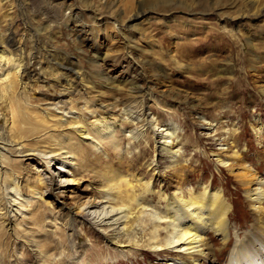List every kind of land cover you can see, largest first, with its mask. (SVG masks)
Instances as JSON below:
<instances>
[{
	"label": "rangeland",
	"instance_id": "obj_1",
	"mask_svg": "<svg viewBox=\"0 0 264 264\" xmlns=\"http://www.w3.org/2000/svg\"><path fill=\"white\" fill-rule=\"evenodd\" d=\"M43 10L46 15L39 14ZM11 16L19 41L9 48L13 54L32 53L40 43L36 71L17 87L19 104L25 102L29 111L57 108L58 116L74 107L89 121L108 117L121 151L104 144L100 155L93 145L74 140L86 156L73 174L64 173L74 182L65 189L48 183L42 203L32 207L36 215L24 221L4 215L0 190V264L178 262L172 249L158 257L134 244L120 248L128 244L126 237L112 245L111 230L99 233L83 214L67 218L82 202L98 201L106 174L116 170L137 178L140 194L157 210L165 204L161 197L176 190L220 193L229 207V241L209 231L206 257L196 263L226 264L236 239L256 231V210L246 196L251 184L245 182L261 180L264 187V0L1 1L0 27ZM35 27L38 33L31 36ZM51 55L72 63L67 64L71 71L52 67ZM3 106L0 100V132L8 130ZM126 113L129 127L122 125ZM165 128H172L180 143L179 166L172 170L164 168L167 156L154 135ZM19 138L15 131L6 139L18 144ZM217 158L227 164L219 165ZM9 161L0 163L18 174L24 195L36 171L59 184L52 173L57 165L47 170L25 153ZM51 222L56 232L50 233ZM259 224L264 232V217ZM142 232L129 237L145 242L149 230Z\"/></svg>",
	"mask_w": 264,
	"mask_h": 264
},
{
	"label": "bare ground",
	"instance_id": "obj_2",
	"mask_svg": "<svg viewBox=\"0 0 264 264\" xmlns=\"http://www.w3.org/2000/svg\"><path fill=\"white\" fill-rule=\"evenodd\" d=\"M1 1L4 0H0V3ZM10 1L13 3L15 0H6V2ZM9 5L11 4L9 3ZM12 9L10 8V10ZM39 14L46 15V12L43 10ZM4 17H8V15ZM6 20V24L4 23L0 27V100L4 103L3 108L6 114L3 119L8 130L6 128L5 131L0 132V161L9 163V158L12 156L28 154L39 163L44 164L47 170L49 166L57 165L52 173L59 181V184H55V180L51 178L48 182L39 174V171H36L35 178L27 181L24 189L28 195H24L18 181L16 182L18 174L8 167H3L0 163L1 198L5 200L4 215L8 217L11 214L14 217L20 216L21 220L24 221L28 216L36 215V211H32V207L42 203L43 190L47 189L48 183L49 187L53 185L57 186L58 189H63L64 186L74 182L65 174H73L71 169L77 166L82 158L86 157L85 150H82L80 145L74 146V140H84L89 145H93L98 154L104 153V144L116 148L118 151H121V146L112 129L115 125L111 126L114 122H108V117L98 120L93 118L89 121V119L84 120L79 112H75L76 110L73 112L74 107L69 108L67 112L62 111L61 116H58L57 108L46 109L47 111L44 112L40 110L29 111L30 108L25 102L23 105L19 104L17 87H19L22 78L27 79L29 73L36 71L35 65L39 64L40 58L37 56L39 55L38 45L40 43L37 40L38 45L34 46L35 49L32 53L26 54L20 51V54H13L9 48L15 47V44L19 42L16 39L17 34L14 29L15 26L17 27V21H13L12 16ZM18 22L22 26H27L21 18L18 19ZM38 30L39 27L31 29V36H34L33 32ZM43 30L46 32L47 28L44 27ZM17 49L14 48V50ZM51 57H54L52 67L56 66L62 70L71 71L67 64L72 63L65 64L62 58L60 60L55 59V55H51ZM137 89L135 87L132 91L136 93ZM85 110L89 111L88 113L92 117H95L91 109L86 107ZM68 114L76 115L67 117ZM127 115L126 113L122 125L126 124L125 126L129 127L132 122L127 123L129 118ZM1 117L0 114V119ZM63 117H65L64 120ZM147 123L149 124V121ZM60 127L68 132H56L55 129ZM15 131H18L20 135V143L18 144L6 139L8 136H12ZM256 131L258 132L259 129ZM155 133L159 137L160 151L167 156V166L164 168L172 170L174 166H179L180 143L176 140L175 132L172 128H165L159 129V131L155 129L154 135ZM126 136L128 141H133L134 137L131 131H128ZM25 145L26 148H24ZM217 163L225 166L227 161L223 158H217ZM105 178L106 183L98 196V201L82 202L76 206L77 211L75 213L67 211L65 215L67 218L75 219H78L81 214L85 215L89 224L101 234L111 230L114 232V234L112 233L114 237L112 238V245H117L116 240L118 238L126 237L128 244L122 245L120 248L134 244L135 248L156 254L158 257L172 249L177 256H180L172 259L178 261L175 264H199L196 261L206 257L205 252L208 247L205 243V236L209 231L221 236L224 242L229 241L227 237L229 207L221 200L220 193H214L205 188L200 193H193L192 190H189L182 195V192L176 190L171 196L161 197V201L165 204L162 206L163 210H157L140 194L142 184L137 178L122 170L108 172ZM245 184H251V187L246 191V196L250 206L256 210L254 212L257 218L256 231L247 233L241 240L236 239L226 264H264V232L261 224H259L260 219L264 217L263 182L256 180L254 183L247 181ZM146 186L148 187L149 184L147 183ZM149 193L153 194L154 192L149 191ZM132 219L135 220L130 223ZM145 223H149V225ZM50 227H52L50 233L56 232L54 223L51 222ZM144 229L149 230L148 234L144 233L146 234L145 242L140 243L134 238L132 241V237H129L136 231L144 232ZM118 245L120 246V244Z\"/></svg>",
	"mask_w": 264,
	"mask_h": 264
}]
</instances>
